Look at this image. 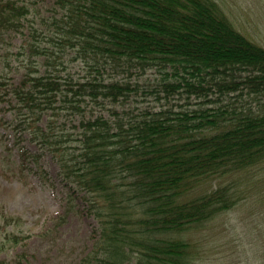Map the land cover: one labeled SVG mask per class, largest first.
Returning <instances> with one entry per match:
<instances>
[{
  "label": "trees",
  "instance_id": "16d2710c",
  "mask_svg": "<svg viewBox=\"0 0 264 264\" xmlns=\"http://www.w3.org/2000/svg\"><path fill=\"white\" fill-rule=\"evenodd\" d=\"M40 2L0 0L4 64L12 54L1 53L11 47L10 36L28 29L17 53L26 60L21 83H11L0 69V110L8 105L14 116L0 121L13 130L10 148L19 154L15 169L1 168L24 185L34 174L56 191L25 136L50 151L66 216L82 199L97 221V239L82 264H196L186 233L238 207L245 200L240 186L253 187L264 170V47L237 30L216 0H54L57 14L39 23ZM70 50L89 60L94 73L79 85L60 72ZM108 67L128 74L157 70L167 93L208 97L247 90L258 104L84 116L77 136L59 128L63 114L81 113L84 94L97 103L99 97H131L129 82L105 77ZM255 183L264 188V181ZM24 225L20 216L0 212V258L7 245L32 237ZM25 258L0 264H24Z\"/></svg>",
  "mask_w": 264,
  "mask_h": 264
},
{
  "label": "rangeland",
  "instance_id": "374dc122",
  "mask_svg": "<svg viewBox=\"0 0 264 264\" xmlns=\"http://www.w3.org/2000/svg\"><path fill=\"white\" fill-rule=\"evenodd\" d=\"M216 1L237 30L264 47V0ZM53 7L54 0H41L37 21L41 23V17H45L50 22V18L57 14ZM23 30V33L10 36L11 47L5 45L1 52L7 50L12 53L8 58L9 65L0 60V69L6 71L11 83L15 85L21 83L26 71V60L17 54L28 35L27 26ZM56 50L61 54L59 49ZM62 56L64 65L59 67L64 80H71L73 84L79 85L94 75L89 60L79 57L77 51L70 50ZM105 77H112L120 83L129 82L134 88L131 97H121L118 101L99 97L97 103L91 96L84 94L80 102L81 113L67 117L63 114L58 123L59 128L77 136L84 116L89 118L104 115L115 118V114L137 116L145 111L193 112L214 107V103L230 107L234 105L233 102L237 107L245 103L254 106L258 104L247 90L226 96L212 91L208 97L189 94L185 90L167 93L163 87L164 74L157 70L128 74L115 73L108 67ZM238 96L241 97L240 100ZM7 106L2 104L1 108L4 109L0 110V119L5 122L14 117ZM42 124H47L46 118ZM13 143V130L9 128V124L0 121V212L23 218V233L32 237L18 246L7 245L8 248L0 259L12 262L18 255L25 253L24 264H82L97 239V221L84 211L82 199L77 200L75 210L66 216L68 204L58 185L59 166L50 151L33 143L28 134L24 144L31 153L41 156V164L56 184V191L43 185L34 174H29L28 185H24L12 173H4L1 166L10 165L11 169H15L19 164L18 149L10 148ZM261 180L264 181L263 169L252 180L253 187L240 186L245 200L238 207L219 216L206 227L195 228L186 233L185 239L195 245L196 264H264V188L261 189V185L255 183ZM64 215V222L57 221Z\"/></svg>",
  "mask_w": 264,
  "mask_h": 264
}]
</instances>
